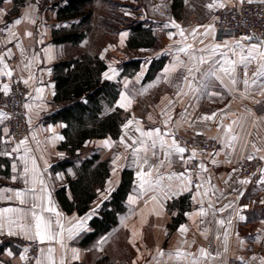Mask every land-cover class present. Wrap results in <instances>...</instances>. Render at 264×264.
Here are the masks:
<instances>
[{
    "label": "crops",
    "instance_id": "1",
    "mask_svg": "<svg viewBox=\"0 0 264 264\" xmlns=\"http://www.w3.org/2000/svg\"><path fill=\"white\" fill-rule=\"evenodd\" d=\"M125 1L126 10L135 16L134 21L119 30L121 43L108 45L94 57L106 66L101 72L102 81L119 89L113 102L107 103L109 111L102 118L119 111L127 120L120 125L117 136L109 133L88 139L84 150L77 151L79 156L70 159V153L61 149L66 140L63 130L67 123L50 121L44 114L60 109L53 108L58 92L54 66L60 61L80 58L67 51L70 47L82 46L88 33L81 44L53 42L54 29L71 26L69 21L58 20V10L66 4L65 0H0V20L7 21L4 23L7 35L0 38L3 47L0 99L4 85L9 89L15 81L26 85L30 91L28 123L31 129L24 143H12L7 115L0 119V210H21L0 212V246L4 245L0 264H50V248L54 249L51 256L55 264L61 261L63 264H192L193 259L200 264H228L232 257L238 264H261L264 260V89L260 85L264 84V77L254 76L258 59L245 67L231 49L239 41L241 47L236 48L237 53L242 48L247 55L253 44L264 50V38L242 40L241 36L217 35L213 12L221 7L209 9L207 5L215 2L222 7H238L241 0H184L180 10H174V0ZM16 20L21 22L17 24ZM137 22L151 32L149 38H142L139 47L132 44L136 32L133 26ZM149 41L151 44L147 45ZM216 45L220 48L215 59L222 61L224 57L220 54L226 53L230 60L236 61L234 75L238 83L233 86L224 76L223 85L213 79L207 89L190 91L182 79L187 69L209 68L208 64H196L190 57L207 58V49ZM117 48L121 51L117 52ZM181 48L187 51H179ZM8 71L11 76L3 74ZM105 73L111 78H106ZM195 76L192 83L198 86L200 74ZM245 78L249 80L247 89L243 84ZM36 89L43 91L38 93ZM122 95L131 101L130 104L124 101V107H120ZM0 112L4 113L1 106ZM213 113L216 114L213 119H204ZM229 126L232 131L226 136L225 129ZM138 128L141 131L160 129L165 146L161 148L158 140L153 148L152 139L156 137H142ZM187 128L217 142L216 152L202 160L204 168L199 185L193 183L186 170L191 150L178 139ZM232 135L237 139L229 146L226 140ZM173 138L186 149L183 154L170 147ZM141 140L145 143L141 144ZM104 141H109V146H104ZM133 149L140 151L133 155ZM93 154L108 161L110 175L102 185L95 186L97 196L85 214L68 213L59 202L57 190L67 187L68 196L73 199L68 176L76 178L77 168ZM248 156L262 163L259 183L240 175V165ZM68 160L74 161V166L54 168ZM125 170L133 172V180L123 201L124 210L116 213L118 223L108 232L90 239L89 235L95 232L91 221L102 218L105 210L115 211L111 202L122 185ZM140 171L151 172L146 176L152 182L148 191L139 187L137 173ZM242 180L248 183L241 184ZM16 192L24 193L23 204ZM129 197H134L135 202L130 203ZM48 208L55 211L49 212ZM222 208L224 211H220ZM201 209L206 215H200ZM33 212L52 222L53 234L60 232L56 224L59 219L65 229L63 236L41 242L35 237ZM56 212L60 213L59 217ZM221 220L223 225L219 223ZM81 221L83 226L76 228L69 238L67 229ZM21 224L31 228L22 230ZM181 228L185 231L181 232ZM9 231L14 234L9 235ZM28 240H36L42 246L39 257L32 262L28 257ZM201 248L211 255L201 259ZM177 251L184 255L177 258Z\"/></svg>",
    "mask_w": 264,
    "mask_h": 264
},
{
    "label": "trees",
    "instance_id": "2",
    "mask_svg": "<svg viewBox=\"0 0 264 264\" xmlns=\"http://www.w3.org/2000/svg\"><path fill=\"white\" fill-rule=\"evenodd\" d=\"M66 4L58 10V20L69 21L70 27H62L53 30V42L56 44H81L86 38V31L83 29L89 25L93 15L91 9H87L94 0H65ZM184 0H174L173 8L182 9ZM79 20L78 23L76 21ZM135 32L132 44L135 47L142 45V38L150 36L149 31L142 28V23H135ZM151 44L150 41L146 43ZM106 68L105 64L97 58H91L84 54L82 58L68 59L58 62L55 66V80L57 82L56 103L60 109L51 113L48 117L50 121H62L67 123L63 130L66 140L61 145V149H66L70 153V159H75L79 155L77 151L84 150V144L88 139L103 137L105 134L117 136L120 132L122 118L120 112L116 111L107 118L100 117L102 110L101 99L107 98L113 102L118 94L116 85L103 82L101 72ZM74 166V161L58 163L54 168L66 169ZM110 175L108 161H103L100 155L93 154L91 158H86L77 168V177L68 176V184L71 189L73 199L67 193V187L57 190V197L64 210L68 213L78 212L85 214L96 198V185H102ZM133 180V172L125 170L122 174V185L113 195L111 204L115 211L105 210L102 218H94L91 226L95 232L89 238L108 232L118 223L117 212L123 211V201L126 192ZM109 204H106L108 207ZM4 245L0 246L2 252Z\"/></svg>",
    "mask_w": 264,
    "mask_h": 264
},
{
    "label": "built area",
    "instance_id": "3",
    "mask_svg": "<svg viewBox=\"0 0 264 264\" xmlns=\"http://www.w3.org/2000/svg\"><path fill=\"white\" fill-rule=\"evenodd\" d=\"M213 19V27L220 37L233 35L264 38V2L244 1L238 7H221L213 12ZM3 27L0 23V37L6 33ZM0 51H2L1 46ZM29 97L30 91L21 81H15L8 93L1 96L0 106L7 115L8 133L12 143L17 144L25 140L30 130L29 111L26 107ZM105 105L109 108L107 103ZM59 108L60 105L56 107V109ZM105 114L106 109L103 108L99 116L102 117ZM44 115L48 117L51 113ZM178 139L191 150L192 154L195 153V156L192 155L187 162L186 170L191 175L193 183L199 185L202 160L216 152L217 142L208 135L196 132L193 128H187L178 136ZM240 175L259 183L262 178V163L255 159L243 160L240 165ZM26 245L29 249V261H35L40 255L41 244L36 240H28ZM228 264H238L237 259L230 258Z\"/></svg>",
    "mask_w": 264,
    "mask_h": 264
},
{
    "label": "snow or ice",
    "instance_id": "4",
    "mask_svg": "<svg viewBox=\"0 0 264 264\" xmlns=\"http://www.w3.org/2000/svg\"><path fill=\"white\" fill-rule=\"evenodd\" d=\"M9 2H11V0H9ZM241 2H243V0H241ZM249 2L251 3L252 0H249ZM261 2H264V0H261ZM217 6H220L222 7L223 5H217L215 2L213 3H209L207 5V7L209 9H212L214 7H217ZM2 11V10H0ZM21 21L20 20H16L15 23L19 24ZM167 27V25H166ZM176 27H179L178 25H176ZM28 35H31V33H27ZM181 35H183V32H181ZM205 35H207V33H205ZM242 40H250L252 39L251 37H242L241 38ZM202 42V41H201ZM225 44H227V42H225ZM241 45L239 43V41L236 43V46L233 47L231 49L233 55H239L240 57V63L244 64L245 67L247 66V64L251 63L252 60H259L260 62L258 63V66H257V70L256 72L254 73V76L256 77H264V50L261 49L260 46L256 45V44H253L250 46L248 52H247V55L244 54V51L243 49L241 48V51L239 53L236 52V48H240ZM220 48V45H216L215 47L211 48V49H207L208 51V57L205 58L204 56H201V57H190V59H193L195 61L196 64L198 65H204V64H208L209 65V68L204 70V71H201L200 67H189L187 69V75L183 76V81L188 85L190 91L192 92H198V91H202V90H205L208 88V84L214 79V80H217L221 83V85L224 84V76H226L229 80V82L231 83V85L235 86L238 81L234 75V72H235V65H236V61L234 60H230L228 57H227V54L226 53H221L220 55L224 57V59L221 61V60H218V59H215V56H216V53L218 52ZM179 51L181 52H186L187 49L185 48H181L179 49ZM200 51H205V49H201ZM0 63H2V59H0ZM7 66L5 65V68ZM172 70H175L174 68L173 69H166L165 71L168 72V71H172ZM195 73H199L200 74V80L198 82V86H193V83L192 81L196 79V76H195ZM219 73H223V76H221ZM5 75H8V76H11V72L8 71V72H5L3 73ZM105 77L110 79L111 77H109L107 75V73H105ZM245 77H247V73L245 72ZM191 78V79H190ZM256 81L253 80L252 83L254 84ZM25 84L28 83L27 80L24 81ZM243 84L245 85V88L247 89L248 85H249V80L247 78H245L243 80ZM261 89H264V84H261L260 85ZM2 91L7 94L8 91H9V88H8V85H4L3 86V89ZM36 91L38 93L42 92L43 90L42 89H36ZM212 95H217V93H212ZM121 104H120V107H124L125 104L123 103L124 101H127L128 104L131 103L130 100H128L127 96H124L122 95L121 96ZM26 107H29L28 105H26ZM215 113H213L212 115L210 116H205L204 119L205 120H211L215 117ZM2 118H6V114L5 113H2L0 112V119ZM129 124L132 123V121H129L128 122ZM236 121H233V124H235ZM128 125L126 124L125 125V128H127ZM5 131H7L5 129ZM137 131H140V135L142 137H147V138H152L153 136L156 137V139H152V143H151V146L153 148L156 147V144H157V141L159 140V143H160V147L163 148L165 146L164 144V140L160 137V129H155L153 131H141L139 128L137 129ZM232 131L231 127H227L225 129V135L227 136L228 133H230ZM237 139V137L235 135H232L230 137V139L226 140V143L229 144V146H231V142L232 141H235ZM21 143H24V141H22ZM121 143H123V140H121ZM141 144H144L145 141L141 140L140 141ZM104 146H109V141H104ZM171 148H173L176 152L180 153V154H183L186 149L183 148V147H180L175 139L173 138V141H172V145L170 146ZM253 147H256L255 145H253ZM146 150V149H145ZM140 151V149H133V155H136L138 152ZM257 151H260L259 148H257ZM193 157L195 156V153L193 152ZM117 159H119V157H117ZM248 159L251 160L253 159L252 156H248ZM147 161L145 160V163ZM200 167L203 169L204 168V165L201 164ZM27 168H25V172H27ZM138 175V178H139V187L140 189H142L143 191H148L150 188H152V182L151 180L149 179H146V176H150L151 175V172L149 171L148 173H145L143 171H140L137 173ZM184 174H181V176H183ZM169 179H172V177H169ZM41 183H43V181H40ZM241 184H244V183H248L247 180H242L240 181ZM262 183H264V181H262ZM147 185V187H146ZM16 197L17 198H21L20 202L23 204L24 203V200L22 199L24 193L23 192H16L15 193ZM153 199H156V197H153ZM129 202L130 203H134L135 202V198L134 197H129ZM35 207V205L33 206ZM211 207V205H210ZM227 207V206H226ZM21 210L20 209H12V208H8V209H3V210H0V212H20ZM47 211L49 212H54L55 209L54 208H48ZM220 211H224V209H220ZM200 215L203 216V215H206V213L204 212L203 209H201L200 211ZM56 216L59 217L60 216V213L56 212ZM32 217L33 219L35 220V237L36 238H39V240L41 242H43L45 239H48V240H52L55 238V236H60L62 237L63 236V232H64V226L63 224L60 223V220L57 219L56 220V224L58 225V227L60 228V232L59 233H56V234H53L52 231H51V225H52V222L50 220H45L42 216H38L35 212L32 213ZM240 219H244L243 216L240 217ZM9 223H14V221H9ZM219 223L221 225L224 224V221L221 220L219 221ZM83 226V223L82 221L81 222H78L77 225H74L73 227L67 229L68 233H69V238H71V235L72 233L74 232V230L78 227H82ZM21 229L24 230V229H30L31 228V225H25V224H21L20 225ZM185 229L184 228H181V232H184ZM9 235H13L14 233L12 231H9L8 233ZM61 247H63V241L61 239ZM27 251V250H25ZM49 260H50V264H55V261L52 260V256L51 254L53 253L54 249H49ZM76 250L73 249V253L75 254ZM200 253H201V259H206L209 255H211V253L207 252L205 249L201 248L200 249ZM161 256L164 255V253H160ZM169 255L171 256L172 254L169 253ZM182 255H184L183 253H181L180 251H177L176 252V256L177 258L181 257ZM22 259L24 257H21ZM255 259V258H253ZM61 264H63V261H61ZM192 264H200V261L197 260V259H193L192 260ZM261 264H264V260H261Z\"/></svg>",
    "mask_w": 264,
    "mask_h": 264
},
{
    "label": "rangeland",
    "instance_id": "5",
    "mask_svg": "<svg viewBox=\"0 0 264 264\" xmlns=\"http://www.w3.org/2000/svg\"><path fill=\"white\" fill-rule=\"evenodd\" d=\"M125 2V0H94V2L87 7L88 10L91 9L93 11L94 16H92L90 24L83 28L86 31V34L88 33L87 40L82 44V46L70 47L67 51L68 54L79 55L81 56L80 58H82L85 52V54L89 55L91 58L96 59L97 56L94 57V55L98 51L110 44L121 43L119 40V30L124 26L129 25L130 22L134 21L135 19L133 13L129 10H126ZM2 19L4 22L0 20V23L2 26H4V23H7V21L4 18ZM3 28L5 29V26ZM6 35L7 33H5V35L0 38L3 39L6 37ZM116 50L117 52L121 51L119 48ZM104 101H106V103L109 101L105 97L101 99L102 109L104 108L106 109V112H108L109 108H107V105H105L106 103ZM58 106L59 104H53L54 109ZM120 116L122 118L121 124H123L127 120V116L123 113H120Z\"/></svg>",
    "mask_w": 264,
    "mask_h": 264
}]
</instances>
